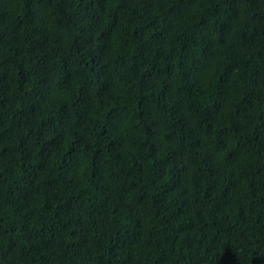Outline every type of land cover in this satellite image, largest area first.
I'll use <instances>...</instances> for the list:
<instances>
[{
    "label": "trees",
    "instance_id": "trees-1",
    "mask_svg": "<svg viewBox=\"0 0 264 264\" xmlns=\"http://www.w3.org/2000/svg\"><path fill=\"white\" fill-rule=\"evenodd\" d=\"M0 264H264V0H0Z\"/></svg>",
    "mask_w": 264,
    "mask_h": 264
}]
</instances>
